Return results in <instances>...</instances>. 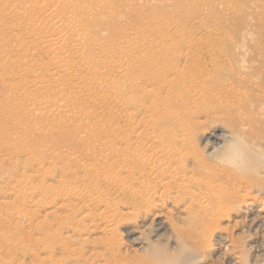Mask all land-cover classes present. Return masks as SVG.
<instances>
[{
	"label": "rangeland",
	"instance_id": "1",
	"mask_svg": "<svg viewBox=\"0 0 264 264\" xmlns=\"http://www.w3.org/2000/svg\"><path fill=\"white\" fill-rule=\"evenodd\" d=\"M50 1L0 0V264H264V0ZM164 44L208 110L156 108ZM170 145L179 194L122 171Z\"/></svg>",
	"mask_w": 264,
	"mask_h": 264
},
{
	"label": "bare ground",
	"instance_id": "2",
	"mask_svg": "<svg viewBox=\"0 0 264 264\" xmlns=\"http://www.w3.org/2000/svg\"><path fill=\"white\" fill-rule=\"evenodd\" d=\"M37 1H39L38 3L39 4H41V6L43 7H45V6H47V7H54V6H52V2L50 1V0H43L42 2H41V0H37ZM43 7V8H44ZM53 12V19H55L56 21H58L59 19H60V17H59V15L55 12L54 13V10H52ZM67 12V11H66ZM41 14V13H40ZM65 14V13H64ZM63 14V15H64ZM62 15V16H63ZM63 18V17H62ZM55 21V22H56ZM53 23H54V21H53ZM48 25V24H47ZM52 26V25H51ZM169 30V29H168ZM67 34V33H66ZM73 36V35H72ZM70 37V36H69ZM78 37V36H77ZM71 38V37H70ZM190 39V38H189ZM64 41H65V38H64ZM71 41H73V42H79V40L77 39V38H75V36L71 39ZM70 42V41H69ZM59 43V42H58ZM195 43V42H194ZM58 46H56V47H59V50H60V48H63V43H60V44H57ZM67 45H69V44H67ZM75 45V44H74ZM73 45V46H74ZM83 44L81 43V41L78 43V44H76V46H77V50H78V52L80 51V50H82L84 47L82 46ZM85 45V44H84ZM55 46V45H54ZM193 46V45H192ZM70 47V46H69ZM75 47V46H74ZM82 48V49H81ZM75 49V51H76V47L74 48ZM147 49V48H146ZM161 50H162V54L164 55V58H162V55H160V56H154V55H152L151 54V57H155V58H161V59H159L158 61H155V63H154V61L152 62V64L155 66V68H157V71L159 72V73H161L162 75H163V78H162V80L160 81V83H159V85L158 86H160L161 87V89L164 91V92H166V93H171V95L169 94V97L167 98L166 96H165V94H159V95H155V97H154V101L157 103V102H159L160 103V106H158V107H156V108H158V109H160L161 110V113H164V108H169V109H173V108H178L179 110L178 111H180V113L182 114V115H186V113L187 112H189L192 108H202V109H204V110H208L209 109V106L207 105V104H205L203 101L208 97V95L209 94H205V93H203L202 91L201 92H198V95H196V93L194 92V91H190V93H189V100L188 101H184L183 100V98H184V96H183V93H184V90L185 89H183L182 88V86H177V88H171V87H169L170 85L169 84H167V82H169V81H175V80H182V81H185L184 80V78H183V76H180L178 73H177V70H178V68H179V64H181L182 65V63L181 62H178L177 60H174V58L173 57H169L170 56V52L173 50L172 49V47L170 46V44H164L163 46H162V48H160ZM175 49H177V48H175ZM66 50V49H65ZM197 50V49H196ZM74 51V52H75ZM194 51V50H193ZM198 51V50H197ZM191 52H192V50H191ZM83 53V52H82ZM190 53V52H189ZM189 53H187V54H189ZM193 53V52H192ZM200 54H201V52H199ZM149 54H150V52H149ZM168 54V55H167ZM81 55V54H80ZM118 55V54H117ZM116 55V56H117ZM165 55H167V56H165ZM172 55V54H171ZM74 57V56H73ZM121 57V56H120ZM186 57V56H185ZM184 57V58H185ZM113 58V57H112ZM111 58V59H112ZM116 58V57H115ZM122 58V57H121ZM123 58H124V55H123ZM195 58V57H194ZM192 59V58H191ZM121 60V59H120ZM150 60V59H149ZM154 60V59H153ZM161 60H163L162 61V63H161ZM186 60V59H185ZM111 61V60H110ZM119 61V60H118ZM180 61V60H179ZM190 61V60H189ZM188 61V62H189ZM192 61V60H191ZM209 61H210V59H209ZM116 62V61H115ZM124 62V61H123ZM149 62V61H148ZM182 62H183V60H182ZM194 62V61H193ZM109 64V63H108ZM118 64V62H116V66H118L117 65ZM123 64V63H122ZM183 64H184V62H183ZM210 64V63H209ZM200 65V64H199ZM198 65V66H199ZM208 65V64H207ZM111 66V65H110ZM124 65H122V67H123ZM185 66V65H184ZM186 66H187V64H186ZM108 67V66H107ZM104 68H106V67H104ZM116 68V67H115ZM119 68V67H118ZM124 68V67H123ZM65 69V68H64ZM112 69H113V66H112ZM202 69V68H201ZM91 70V69H90ZM194 72V71H193ZM200 72V71H199ZM203 73V72H202ZM19 75V74H18ZM116 75V74H115ZM160 79V78H159ZM186 79V78H185ZM186 80H190L189 81V83L192 85V87H194V86H199V84H200V81L199 80H197V79H195V78H193L192 76L190 77V78H188V79H186ZM15 81V80H14ZM85 82V81H84ZM23 84V83H22ZM93 87V86H92ZM99 87V86H98ZM97 88V87H96ZM112 89V88H111ZM96 90H98V89H96ZM106 90V89H105ZM107 91H109V90H106V93H108ZM111 91V90H110ZM112 91H113V89H112ZM151 91V90H150ZM93 92V91H92ZM95 92V91H94ZM111 92H109L108 94H110ZM223 93L224 94H228V91L226 90V88H224L223 89ZM233 93V96L235 97V98H241V96H242V93H239V92H237V91H234V92H232ZM107 97V96H106ZM114 97V96H113ZM115 97H117V96H115ZM85 103H86V101H85ZM167 106V107H166ZM125 108V107H124ZM167 108V109H168ZM108 110V109H107ZM130 114V113H129ZM128 114V115H129ZM136 118V117H135ZM173 119H174V121L176 122V123H178L179 121H180V124H181V126H182V123H181V115L179 114V112H177V113H175V115L173 116ZM129 122V121H128ZM127 123V122H126ZM88 124H90V123H88ZM139 125H140V123H139ZM136 126H138V123L136 122ZM131 127H132V125H131ZM183 127V126H182ZM180 128V127H179ZM181 130H182V128H181ZM183 130L184 131H186L187 130V126L184 124V127H183ZM137 132V131H136ZM126 133V132H125ZM112 134V133H111ZM123 135V134H122ZM159 135V134H158ZM109 136V135H108ZM148 136V135H147ZM154 136V135H153ZM157 137V136H156ZM180 137V136H179ZM157 139L159 140L160 139V141L161 142H166V138L163 136V135H161V136H158L157 137ZM181 139V138H180ZM181 140H183V139H181ZM126 141V140H125ZM132 141V140H131ZM135 141H136V139H135ZM148 141V140H147ZM184 141V140H183ZM110 142V141H109ZM131 143V142H130ZM237 143L238 142H236V141H234V142H232V144H231V151L232 152H238V150H237ZM134 144V143H133ZM136 144V143H135ZM180 144H182V143H179L178 145H180ZM132 145V144H131ZM140 145V144H139ZM163 146V145H162ZM176 146H177V144H176ZM135 147V146H134ZM137 148V149H136ZM157 148V147H156ZM134 149V148H133ZM160 149V150H159ZM158 149V151H160V153H156L158 156H159V154L162 156V157H165L166 155L168 156V158L170 157V155H172V157L169 159V160H167V161H165V162H163L162 164H158L157 162L155 163V162H153L152 161V158H154V156H157L156 154L155 155H153L152 153H146L145 154V152L143 151L142 153H140L139 154V152H138V154H139V156H137V157H133V158H130V157H124L123 158V164H129V165H131L130 163H131V161H132V163H133V160H134V162L135 163H138V161H139V165H138V167L136 168V169H134V170H131V166H133V165H131L130 167H128L129 165H127L125 168H123V172L124 173H126V175L128 176V174H129V176H134V178L137 180V179H139L140 177H142V176H144L145 177V175H148V176H154V175H161L162 176V178H167L168 179V177L170 178V180H168V183L166 182V183H164L165 184V186L168 188V189H173V190H175V191H178V194L182 191V189L184 188V186L186 185H188V184H192V181H193V178H192V175H189L188 173L190 172V171H188V166H187V159H184L183 157H182V155H180V154H174V147L172 146V145H170L169 146V148H165V149H168V150H165V149H161V148H159ZM125 150H126V148H125ZM125 150H123V151H125ZM137 150H140L139 149V147H135V151H137ZM126 151H128V150H126ZM126 151L125 152H122V153H126ZM134 151V152H135ZM121 152V151H120ZM121 154V153H120ZM132 154H133V151H132ZM135 154V153H134ZM133 154V155H134ZM138 154H136V155H138ZM55 156V155H54ZM118 156H120L119 154H118ZM124 156V155H123ZM160 156V157H161ZM59 158V157H58ZM113 158V157H112ZM120 158V157H119ZM72 159V158H71ZM156 159V158H155ZM63 160V159H62ZM77 160V159H76ZM119 159H117V161H118ZM137 160V161H136ZM141 160V161H140ZM197 160H201L200 158H197ZM80 161V160H79ZM78 161V162H79ZM113 161V160H112ZM111 161V162H112ZM122 161V160H121ZM81 162V161H80ZM79 162V163H80ZM113 162H115V161H113ZM62 163V162H61ZM99 163V162H98ZM118 163V162H117ZM122 163V162H121ZM120 163V164H121ZM110 164H112V163H110ZM123 164H122V166H121V168L123 167ZM95 165V164H94ZM93 165V166H94ZM118 165V164H117ZM76 165H74V167H75ZM83 166V165H82ZM92 166V167H93ZM115 166V165H114ZM105 167V166H104ZM108 167H110V166H108ZM118 167V166H117ZM133 168H134V166H133ZM115 169V168H114ZM112 170V169H111ZM190 170V169H189ZM62 171V170H61ZM92 171V170H91ZM97 171H99V170H97ZM110 171V170H109ZM117 171V170H116ZM77 172V171H76ZM115 172V171H114ZM98 173V172H97ZM96 172L95 173H93V177H94V179L96 178L97 180H98V178H97V175L99 174H97ZM113 173V172H112ZM119 173V172H118ZM117 174V173H116ZM86 175V174H85ZM123 175V174H122ZM100 176H102L101 174H100ZM115 176V175H114ZM87 177V176H86ZM92 177V176H91ZM194 177V176H193ZM115 178V177H114ZM125 178V177H124ZM133 178V179H134ZM146 178H148V177H146ZM145 178V179H146ZM197 178V177H196ZM196 178H194V179H196ZM134 179V180H135ZM142 179V178H141ZM144 179V180H145ZM149 179V178H148ZM123 180V179H122ZM154 180V179H153ZM162 180V179H161ZM213 180H216V178H213ZM105 181V180H104ZM142 181V180H141ZM145 181H147V180H145ZM97 182V181H96ZM156 182V181H155ZM71 183V182H70ZM83 183V182H82ZM97 184V183H96ZM122 185V184H121ZM132 185V184H131ZM85 186V185H84ZM209 186V185H208ZM76 187H77V184H76ZM126 187V186H125ZM143 188V187H142ZM177 188V189H176ZM209 188V187H208ZM90 189V188H89ZM121 189V188H120ZM78 190L81 192V193H86V195H88V191L89 190H87V188L85 187V188H82V186H79L78 185ZM99 190H101V189H99ZM127 191H129V190H127ZM200 191V190H199ZM198 191V192H199ZM92 192H94V191H92ZM195 192V191H194ZM98 193V192H97ZM62 194V193H61ZM142 195H145V196H147V194L145 193V192H142L141 193ZM187 194V193H186ZM188 194H189V192H188ZM198 194V195H197ZM89 195H91V194H89ZM149 195V194H148ZM191 195V194H190ZM196 195H197V197H198V200H200L202 203H204L205 201H207V203H210L211 201H212V199H211V196L210 195H208V194H205V193H202V192H199V193H196ZM195 195V196H196ZM85 196V195H84ZM83 196V197H84ZM193 196V195H192ZM63 197V196H62ZM94 197V196H93ZM107 197V196H106ZM191 197V196H190ZM245 197H248V195H245ZM72 198V197H71ZM105 198V197H104ZM148 198V200H151L152 198H150L149 196L147 197ZM64 199H65V197H64ZM88 199V198H87ZM87 199H85V200H87ZM214 199V198H213ZM94 200V199H93ZM96 200V199H95ZM67 201V200H66ZM99 201V200H98ZM98 201H95V202H98ZM110 201L111 200H109V199H105L104 201H102L103 203L105 202L106 204H111L110 203ZM125 201V200H124ZM83 203V202H82ZM93 203V202H92ZM67 204V203H66ZM86 205V204H85ZM94 205V204H93ZM207 205V204H206ZM210 205V204H209ZM76 206V205H75ZM103 206V205H102ZM202 206V205H201ZM109 207V206H108ZM86 208V207H85ZM224 208V209H223ZM131 209V208H130ZM221 209H223L222 211H223V213L221 214L223 217H226V215L230 212L229 210H231V206L230 205H223V206H221ZM108 210H109V208H108ZM114 210V209H113ZM99 211V210H98ZM38 212V211H37ZM36 213V212H35ZM86 213V212H85ZM105 212H103V213H101V215H102V217H106L107 215H105L104 214ZM83 216V215H82ZM100 216V215H99ZM113 217V216H112ZM30 218V217H29ZM107 218V217H106ZM104 219V218H103ZM30 221V220H29ZM90 221H92V220H90ZM109 224V223H108ZM89 225V224H88ZM97 225V224H96ZM90 228V227H89ZM111 229V228H110ZM93 230V229H92ZM98 230V229H97ZM110 231V230H109ZM89 232V231H88ZM107 234V233H106Z\"/></svg>",
	"mask_w": 264,
	"mask_h": 264
}]
</instances>
